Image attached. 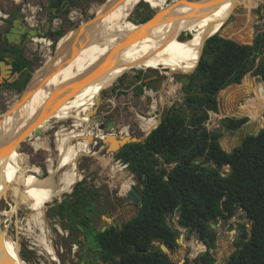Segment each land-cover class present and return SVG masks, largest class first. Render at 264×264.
Listing matches in <instances>:
<instances>
[{"label": "trees", "instance_id": "trees-1", "mask_svg": "<svg viewBox=\"0 0 264 264\" xmlns=\"http://www.w3.org/2000/svg\"><path fill=\"white\" fill-rule=\"evenodd\" d=\"M255 5L244 0L237 10L251 17L248 13ZM236 30L206 40L191 77L192 85L199 80L198 89L185 100L191 113L173 105L143 142L130 143L116 154L144 186L138 189L142 205L118 230L107 229L93 236L91 243L103 264H171L170 255L156 243L165 244L171 252L179 247V230L168 221L176 213L179 225L206 245L204 264H215L211 250L218 235L212 223L230 220L239 209L252 225L248 230L239 223L236 250L225 264H264V128L227 152L220 145L219 133L204 125L209 111L221 113L219 92L226 83L224 103L231 99L238 108L237 114L227 113L245 116L232 120L245 122L249 117L264 121V84L256 88L250 78L253 64L262 54L254 72L264 82V31L249 47L251 31ZM29 78L11 85L22 90ZM243 102H251L248 113L241 108ZM228 165L230 171L226 172ZM60 207L56 212L62 214L66 205Z\"/></svg>", "mask_w": 264, "mask_h": 264}, {"label": "bare ground", "instance_id": "bare-ground-1", "mask_svg": "<svg viewBox=\"0 0 264 264\" xmlns=\"http://www.w3.org/2000/svg\"><path fill=\"white\" fill-rule=\"evenodd\" d=\"M144 1L157 10V15L145 24L127 20L140 0H108L98 7L96 12L102 13L106 7L116 3L114 7L91 21V26L82 35L79 29L75 28L70 30L67 36H62V41L58 40L57 43L58 49L72 40L77 41L76 46L71 51L63 52L45 73L40 67L32 82L42 81V84H39L13 113L0 119V201L9 188L15 185L18 144L35 139L32 142L35 148L45 146V142L40 141V133L42 131L44 134L54 127V123L50 121L58 123L74 119L73 130L66 132L67 128L64 126H59L56 130L59 157L55 166L48 165L49 175L41 180L30 176L28 180L30 185H34L31 199L24 200L28 210L32 212L30 225L32 221L43 222L46 204L77 182L79 173L76 160L81 153L91 151L89 144L93 140V133L84 130L78 132L76 128L83 123L98 122L90 116L97 106V99L101 98V91L112 85L123 70L131 67L165 66L175 73L192 70L189 63L196 58L199 61L205 41L220 31L227 18L234 12V8L244 0H215L204 9L200 6L209 3L207 0L181 1L172 5L166 4L165 0ZM233 1H236L237 5L231 8ZM83 25L85 26L86 22ZM183 31L192 32V37L176 42V37L181 36ZM49 61H52L50 55L44 62H47L46 67ZM175 92L176 87L169 86L168 94L175 96ZM161 94L164 101V95ZM250 104L251 102L246 106L241 105V108L248 113ZM156 106L155 100L152 109ZM263 115L264 112L261 117ZM140 119L141 127L147 133H150L159 120L144 116H140ZM98 136L105 137L103 132L98 133ZM104 157H101V160L105 167L110 160ZM60 170L63 172L59 176ZM126 185L127 182L124 183L123 189L127 191ZM4 214L5 210H1L0 264H25L19 252L20 243L10 235V223L4 220ZM43 244L48 253H55L46 238ZM190 246L193 247L194 254L204 249L195 241Z\"/></svg>", "mask_w": 264, "mask_h": 264}, {"label": "rangeland", "instance_id": "rangeland-1", "mask_svg": "<svg viewBox=\"0 0 264 264\" xmlns=\"http://www.w3.org/2000/svg\"><path fill=\"white\" fill-rule=\"evenodd\" d=\"M19 1L0 0V15H5L8 12L18 8V5L21 4V1ZM105 1L106 0H81L72 8L73 11H76L77 13L75 14V20L72 21L67 16H60V18L55 19L54 21L57 20L60 22V20H63V24H58L56 29L59 30V28H61L60 31H62V36H67V33L70 30L78 28L84 22L92 19L96 14L95 8L103 4ZM165 1L166 4L172 5L177 2L191 0ZM207 1L212 3L215 0ZM252 2L256 5L251 11V17L242 16V14L236 8L234 12L227 18L225 24L222 27L223 29L212 36L219 37L222 34H230L234 31H237L236 29L249 30L252 33L251 40L254 43L256 36L258 34H262L264 31V0H252ZM142 6L145 7V10L136 15V12H138V7L141 8ZM152 8L153 7H151L147 1H140L131 14L127 17V20H131L134 23H141L140 21L143 19H151V14L153 12ZM253 34H256V36L253 37ZM44 37L46 38L45 41L39 38L37 41H32L29 44L30 51L34 50L35 48L37 49L35 52L36 55L39 53L42 54L44 50L46 51L47 49V53L43 54V57L40 56V54L38 55V59H40V61L35 64V71L33 72L32 77L34 76L35 72L40 67H42L47 56L54 55L55 49L57 47L58 41L56 43L53 42V45L49 46L51 41L50 36ZM191 37V35H185L183 31L181 36L176 37L175 41L179 43L181 40H186ZM61 41L62 40H60V42ZM252 45L249 44V47ZM42 46L44 47L43 52L41 49ZM49 47L51 48L50 51H48ZM262 57V54L258 55L256 64L260 62ZM197 61V58L191 61L189 63V68L193 70ZM198 65L193 71L186 70L185 73H175L170 68L165 66H159L157 68L131 67L130 69H125L120 73L119 77L112 85H108V87L101 91V103L95 107V110L90 117H93L95 120H97V118H105L108 122L116 121L117 135L129 134L131 137L138 139L141 143L146 139L149 133L142 129L140 116L147 118L151 117L157 120L159 119V125L165 111L173 105L186 110L188 113H191V108L186 104L185 100L193 90L198 89L199 80L195 79L193 85L191 84V80L188 85L184 86L181 82V78L186 75L192 77ZM255 69L256 68L252 69L250 78L255 84H257V88L258 85H261L262 83L264 84V82L262 81L260 75L255 74ZM144 83H147V85H144ZM169 86L176 87L175 96L168 94ZM22 92L17 93V91L11 87L8 89H2L0 91V115L6 112L15 103L14 100L16 101L20 98ZM161 93L164 95V101L161 99ZM254 96V98H256V92L254 93ZM155 100L157 106L155 109H152V105ZM242 105L245 106V102H243ZM224 110L228 113L237 114L236 112L238 108L237 106H234L231 99H228L226 104H224ZM218 114L217 116L216 113L211 112L210 116L205 121L204 125L209 131H217L221 129V113ZM232 117H235V115H232ZM244 117L245 116L237 115L235 118ZM50 123H54L53 129L46 131L40 136V141H44L45 146L43 145L40 148H35V146L32 144L35 139L27 142L22 141L18 144V155L15 160L17 166L15 185L9 188L3 200L0 201V211L5 210L6 214L3 215V218L4 220H7L8 224L10 223L8 227L10 235L16 242L20 243L19 252L22 259L25 261V264H80V261L76 259L77 253L75 252L78 247L75 245V243L67 239V230L56 216V204L69 199L70 191L73 189L75 184L72 186V188L66 191L67 193L63 192L60 195H57L51 202L46 204L43 222L36 223L32 221V224H29V218L32 212L28 210L25 201L27 199H31L32 193L34 191V185H30L28 180L30 176L36 177L35 174L39 176L36 177V179L39 180L43 179L42 177L49 175L48 170L50 166L48 167V165H52V167L55 166L59 157V152L57 151L56 147V130L59 128V126H64V128H67L66 132L73 130L74 119H69L58 123L55 121H50ZM93 125L94 124L92 123H83L80 127L75 128L78 132H82L83 130L87 132L92 131V136L98 141L99 139L96 138V135L101 133L102 129H93ZM98 130L100 131L98 132ZM224 143L226 148H232V145L229 144L227 140H225ZM100 144L102 145V143L99 142L98 146L95 144V141L90 142L89 146L91 151L87 153H81V155L76 160L77 172L79 173V177L81 175L89 176L92 173L97 174V181L88 183L85 182L83 184L84 187H88L90 184L100 186L104 183L103 180H105L107 182V188H103L104 186H102V190L105 189L106 191H109L110 196L114 200H117V194L121 195L122 200L121 203H118L117 211L115 213H117V215L122 218V222L128 221L139 211L136 206L125 203V199H127L128 196L127 192L131 188V182L134 181L132 178V173L125 162L119 161L118 157L116 156L117 152L108 154L104 149H100ZM101 157L109 158L110 161L107 166L104 167ZM41 169H43L42 172ZM60 171L58 173L59 176L62 174L63 170L61 172ZM225 171H230L228 166L225 167ZM125 182H127V191L123 189ZM65 196H68L67 199H65ZM178 216L179 215L177 213L173 216H169L168 221L171 225L179 230V234H185L184 241L187 246L185 247L183 245H179V247L174 252H169L172 261L171 264H180L182 260L187 261V259H190L192 264H196L199 261V256L201 253L205 250L207 251V247L199 240L197 235L189 234V230L186 227L179 225ZM239 223L245 224L248 230H250L252 225V221L247 217L246 213L242 209H239L236 215L230 220L224 221L221 219L216 224V226L213 227L218 235L216 246L211 250L213 257L216 260L215 264H225L231 254L236 250V241L239 236ZM27 230L30 232H27ZM45 238L53 246L55 253H48L46 251L45 245L43 244ZM193 241L202 245L204 249L194 254L193 247L191 248L190 246ZM156 244L161 246L160 242H157Z\"/></svg>", "mask_w": 264, "mask_h": 264}, {"label": "flooded vegetation", "instance_id": "flooded-vegetation-1", "mask_svg": "<svg viewBox=\"0 0 264 264\" xmlns=\"http://www.w3.org/2000/svg\"><path fill=\"white\" fill-rule=\"evenodd\" d=\"M79 1L81 0H49L46 4L43 0H26L22 3V6L27 7V10L19 8L12 10L5 15H0V91L11 87L17 91V93H20L25 89L23 88L20 90L17 86L11 84L22 83L28 76H30V81L32 74L35 71V64L40 61L38 55L40 54V56L43 57V54L47 53V49L45 51L42 46L41 49L42 52L43 50L44 52L36 55L35 52L37 49L35 48L30 51L29 44L32 41H35L33 39L38 36H50L52 44L49 43V46H52L53 42L56 43L57 41L54 40L55 37L62 36V31H60L61 28L57 30L56 27L60 23L63 24V20H60L57 25L54 23V20L60 18V16H67L70 20H75V14L77 13L76 11H73L72 8L77 5ZM53 2L56 4L53 5ZM33 8H36V10ZM144 10V6L141 8L138 7L136 15ZM48 22L50 23L49 31L45 34H40V32L46 30ZM50 49L51 48L49 47L48 51H50ZM233 118L235 117H230L229 123H227L223 120L222 114L220 115L221 129L214 131L219 133V139L227 131L238 129L241 126L243 127L247 122L237 123L232 120ZM101 123L107 126L109 122L105 118H102V122H98L96 125H93L92 128L99 129ZM115 125L117 128L116 121ZM244 128L245 127H243V129ZM51 129H53V126ZM227 136L229 144L235 148L238 146V142L242 139L240 135L237 138H234L231 131ZM246 137H244V139ZM96 138L99 139L98 142L101 143L100 138L97 136ZM119 161L122 160L119 159ZM131 173L134 181L131 182V188L129 191L135 189L138 196L133 199L128 195L127 199H125V203L136 206L137 209H139L141 206L140 201L142 200L138 189L142 183L136 173H133L132 171ZM35 175L36 177H39L37 174ZM95 181H97V174L92 173L89 176L81 175L77 181L78 183L76 182L73 189L70 191L69 199L56 204L57 210L61 209L60 205H66V210L63 211L62 214L56 213V216L67 230V239L77 245L78 249L75 251L77 253L76 259L80 261V264H102L101 254L95 252V248L91 243L93 236L96 233L103 232L107 229L118 230L122 227L120 224L124 223L122 222V218L115 213L117 211L118 203H121L122 196L116 193L117 200H114L110 196L109 191H106L105 189L102 190V186H104L103 188H107V182L105 180H103L104 183L100 186L91 184L88 187L83 186L85 182L88 183ZM129 191L127 192L128 194ZM67 197L68 196H65V199H67ZM106 218H110L111 221H108ZM104 227H106L105 230ZM98 255H100L99 258Z\"/></svg>", "mask_w": 264, "mask_h": 264}, {"label": "water", "instance_id": "water-1", "mask_svg": "<svg viewBox=\"0 0 264 264\" xmlns=\"http://www.w3.org/2000/svg\"><path fill=\"white\" fill-rule=\"evenodd\" d=\"M191 1H198V0H191ZM224 1H226V0H221V2H224ZM63 3H65V2H63ZM216 3V2H215ZM116 4V3H115ZM114 3L113 4H111L110 6H108V7H106L103 11H102V13H98V12H96V14H95V16L92 18V19H90V20H88L87 22H86V25L84 26L83 24H81L79 27H78V29H79V32H80V35H82L90 26H91V24H90V22L91 21H94V20H96V19H98L100 16H102L104 13H106L107 11H109L110 9H112L113 7H114V5H115ZM210 5H212V3H207V4H204V5H202V6H200L201 7V9H204V8H206L207 6H210ZM237 5V2L236 1H233L232 3H231V5L230 6H232L231 8H234L235 6ZM194 7V9H197V7H195V6H193ZM237 7V6H236ZM236 7L234 8V9H236ZM153 9V8H152ZM157 15V10H154L153 9V12H152V14H151V19H153L155 16ZM150 19V18H149ZM149 19L148 20H146L145 22H143L144 24L145 23H147L148 21H149ZM89 24V25H88ZM21 27H23V26H21ZM49 27H50V23L48 22L47 23V25H46V30L44 31V32H40V34H45L46 32H48L49 31ZM184 34L185 35H191L192 36V32H189V31H184ZM212 36V35H211ZM254 36H256V34H253V37ZM210 37V36H209ZM61 39V37L59 36V37H55V41H58V40H60ZM76 40H72V41H70V43L69 44H67V45H65L63 48H61V49H58L57 47H56V49H55V52H54V55L52 56V61H49L48 62V67H46V65H47V62L45 63V64H43L42 65V67H41V70H43V72L45 73V70L47 69H49L50 67H51V65H53L54 64V62L55 61H57V59L58 58H60V56L62 55V53L63 52H66V51H71L75 46H76ZM206 42V41H205ZM250 44H253V41L251 40L250 41ZM204 45H205V43H204ZM203 49H204V46H203ZM203 49H202V52H203ZM202 52H201V56H202ZM201 56H200V58H201ZM199 61H200V59H199ZM199 61H198V63H199ZM198 63H197V65H198ZM196 65V66H197ZM195 66V67H196ZM257 66H258V64H256V63H254L253 64V67L254 68H257ZM195 69V68H194ZM193 69V70H194ZM192 70V71H193ZM183 73H185V72H183ZM261 77V76H260ZM33 78V77H32ZM32 78L30 79V81L28 82V84H27V86L25 87V89L23 90V92L21 93V96H20V98L18 99V100H16V102L6 111V112H4V113H2L1 115H0V119L2 118H5L6 117V115H10L11 113H13L18 107H19V105L21 104V102L23 101V100H25L31 93H33L34 91H35V89L37 88V86H39V84L41 85L42 84V81H37V82H32ZM261 79H262V81H263V78L261 77ZM191 81V77L190 76H183L182 78H181V82H182V84L184 85V86H186V85H188V83ZM228 84L229 83H226L223 87H222V89L220 90V92H219V106H220V112H221V114L223 115V120H225L227 123H229V119H230V117H232V114H228L225 110H224V94H225V90H226V88L228 87ZM101 102V98H100V100L99 99H97V101H96V104L98 105L99 103ZM237 115H235V117H236ZM49 119V118H48ZM96 121H98V122H102V118H97V120ZM98 122H95L94 123V125H96ZM43 123H45V121H43ZM41 125V124H40ZM243 127H245L244 129H243ZM243 127L241 126V127H239L238 129H232V130H230L231 132H232V136L234 137V138H237L239 135L241 136V138L242 139H244V137H246L247 135H249V134H253V135H258L259 133H260V131L264 128V121L263 122H255V121H252V119L251 118H249L248 117V121L243 125ZM106 128V129H105ZM99 129H102V132H103V134L105 135V137L104 138H101V137H99L98 135H96L97 137H99L100 138V140H101V143H102V145L100 146V149L102 148V149H104L105 150V152L106 153H108V154H111V153H115V152H119L126 144H129V143H134V142H139V140L138 139H136V138H134V137H131L130 135H117V133H116V125H115V121H111V122H109L108 124H107V126H105V124H103V123H101L100 125H99ZM37 131V129H35L34 130V132H36ZM106 131V132H105ZM230 131H227L223 136H221L220 137V139H219V142H220V145H221V147L224 149V150H226L227 152H231L235 147L234 146H232V148H230V149H228V148H226V145H225V140H227V142H228V139H227V134L230 132ZM41 135L43 134L42 133V131H41V133H40ZM240 140L239 142H238V146H241L242 144H243V140ZM95 141V144L96 145H98L99 146V142L98 141H96L95 139H94V137H93V140H92V142H94ZM15 142H17V140H15ZM228 168L230 169V166L228 165ZM141 187L143 188L144 186L143 185H141ZM129 196H131V198H133V199H135V197L136 196H138V193L136 192V190L135 189H132L131 191H129V194H128ZM140 203H141V205H142V201H140ZM108 221H111V219L110 218H106ZM120 226H122V224H120ZM216 226V224L215 223H212V227H215ZM105 228L106 227H104V230H105ZM184 239H185V234L184 233H181L180 234V236H179V238L177 239V243L179 244V245H183V246H187V244L185 243V241H184ZM161 249H162V251L163 252H165V253H168L169 254V252H170V250H169V248L165 245V244H161ZM207 253V251L205 250V251H203L202 253H201V255L199 256V263L200 264H204V262H203V260H202V256L203 255H205ZM100 257V255H98V258ZM180 264H192L191 263V260L190 259H187V261H185V260H182L181 262H180Z\"/></svg>", "mask_w": 264, "mask_h": 264}, {"label": "crops", "instance_id": "crops-1", "mask_svg": "<svg viewBox=\"0 0 264 264\" xmlns=\"http://www.w3.org/2000/svg\"><path fill=\"white\" fill-rule=\"evenodd\" d=\"M15 1H17V0H15ZM20 1H21V4L18 5V8H16V9L22 8L23 10H27V9H28L27 7H23V6H22V5H23L22 3H23L24 1H26V0H20ZM20 1H19V2H20ZM29 1H31V0H29ZM43 1L47 4L49 0H43ZM106 1H108V0H106ZM106 1H105V2H106ZM17 2H18V1H17ZM79 2H80V1H79ZM105 2H104V3H105ZM104 3H103V4H104ZM54 4H56V3L53 2V5H54ZM103 4L97 6V7L95 8V10H96L98 7L102 6ZM33 9L36 10V8H33ZM8 13H9V12H8ZM39 38H40V39L43 38V39H41V40H44V41L46 40V38H45L44 36H43V37H35L33 40L37 41Z\"/></svg>", "mask_w": 264, "mask_h": 264}, {"label": "built area", "instance_id": "built-area-1", "mask_svg": "<svg viewBox=\"0 0 264 264\" xmlns=\"http://www.w3.org/2000/svg\"><path fill=\"white\" fill-rule=\"evenodd\" d=\"M54 23H56V25H57V24H58V21L56 20V21H54ZM41 39H43V38H41ZM50 43L52 44V41H50ZM211 112L216 113V112H214V111H209V116H210ZM216 115H217V113H216ZM157 126H158V124H157L153 129H155ZM153 129H152V130H153ZM152 130H151V131H152ZM42 170H43V169H41V172H42ZM178 219H179V216H178Z\"/></svg>", "mask_w": 264, "mask_h": 264}]
</instances>
